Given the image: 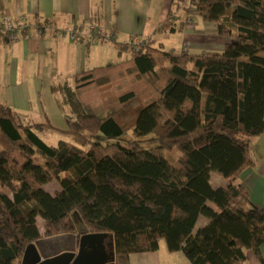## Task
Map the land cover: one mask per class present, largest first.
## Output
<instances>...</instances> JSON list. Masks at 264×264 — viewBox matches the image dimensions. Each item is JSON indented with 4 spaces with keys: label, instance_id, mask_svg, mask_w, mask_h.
Segmentation results:
<instances>
[{
    "label": "trees",
    "instance_id": "16d2710c",
    "mask_svg": "<svg viewBox=\"0 0 264 264\" xmlns=\"http://www.w3.org/2000/svg\"><path fill=\"white\" fill-rule=\"evenodd\" d=\"M188 3L228 41L223 51L115 43L119 61L51 86L70 141L48 146L36 133L52 126L22 125L0 103V264H19L42 238L76 235L75 212L89 233L111 236L112 264L161 241L190 264H246L248 251L261 260L264 209L233 181L254 167L249 142L264 134V0ZM147 137L177 150V166L141 149ZM211 173L227 185L214 188Z\"/></svg>",
    "mask_w": 264,
    "mask_h": 264
},
{
    "label": "crops",
    "instance_id": "0c3cea01",
    "mask_svg": "<svg viewBox=\"0 0 264 264\" xmlns=\"http://www.w3.org/2000/svg\"><path fill=\"white\" fill-rule=\"evenodd\" d=\"M0 14L21 15L32 24L26 39L12 46L0 43V103L10 108L22 125L52 126L54 131L44 129L36 134L41 139L50 132L56 137H52L55 144L70 141V137L63 133L67 131L64 114L56 105L59 95L52 93L51 86L71 83L78 73L119 61L115 43L148 40L176 55L220 53L228 43L217 35L214 25L201 21L188 0H0ZM167 20L175 30L182 26L181 31H160ZM35 26L78 27L82 35L76 42L54 39L49 30L39 36ZM91 27L103 32L96 41L89 32ZM249 145L255 165L233 183L246 190L254 206L264 209V134L250 140ZM210 183L214 188L227 185L216 173L210 174ZM206 224L200 217L196 230ZM105 254L112 258L109 249ZM260 255L261 260L248 251L246 264H264V243ZM129 264L190 263L182 253H168L160 242L154 253L130 255Z\"/></svg>",
    "mask_w": 264,
    "mask_h": 264
},
{
    "label": "water",
    "instance_id": "95a60500",
    "mask_svg": "<svg viewBox=\"0 0 264 264\" xmlns=\"http://www.w3.org/2000/svg\"><path fill=\"white\" fill-rule=\"evenodd\" d=\"M76 235L42 238L29 245L23 254L21 264H107L103 249L106 234L88 232L77 212L71 215Z\"/></svg>",
    "mask_w": 264,
    "mask_h": 264
},
{
    "label": "built area",
    "instance_id": "2783aa9c",
    "mask_svg": "<svg viewBox=\"0 0 264 264\" xmlns=\"http://www.w3.org/2000/svg\"><path fill=\"white\" fill-rule=\"evenodd\" d=\"M35 27L39 36H44L45 32L49 30L52 38L65 39L71 42L78 41L82 35V29L78 27L72 29ZM30 28H32V24L24 16L18 15L10 17L0 14V43H5L8 46L15 45L28 37ZM89 30L90 34L93 36V41H96L97 38L103 35V32L98 28L91 27ZM108 38L112 40L113 36L108 35ZM139 43H141L139 39H134L132 42V44Z\"/></svg>",
    "mask_w": 264,
    "mask_h": 264
},
{
    "label": "rangeland",
    "instance_id": "374dc122",
    "mask_svg": "<svg viewBox=\"0 0 264 264\" xmlns=\"http://www.w3.org/2000/svg\"><path fill=\"white\" fill-rule=\"evenodd\" d=\"M214 28L216 29L215 26H214ZM216 33H217V29H216ZM133 40L134 39L130 40V42H133ZM52 137L56 138L55 135H52L50 132H48L47 134H43L42 135L41 140L45 144H47L48 146H55L56 144L53 142V141H55V139H52ZM124 140H126V141L133 140L130 131H128L126 133V135L124 136ZM140 142H141L140 143V146H141L140 148L141 149L152 150L154 154L158 155L159 157H162L163 159H165L168 162L172 163L173 165L177 166V159L179 157V152L177 150H175V149L174 150H170V151L158 150L157 149V143H155L153 141L152 137H147V138L143 139ZM105 144H107V143H104V145ZM45 190L49 194L54 195L56 192H58L60 190V188H59V186H58V184L56 182H52V183H50V184L45 186ZM37 225H38V228L40 230V233L43 235L44 234L43 222H42V220L39 217L37 218ZM109 243H110V248H109ZM161 243L165 244L164 241H161ZM108 249L110 251V254L113 256V243L110 240V238H108L106 240L105 250L108 251ZM13 264H17V263H13Z\"/></svg>",
    "mask_w": 264,
    "mask_h": 264
},
{
    "label": "flooded vegetation",
    "instance_id": "af4514ba",
    "mask_svg": "<svg viewBox=\"0 0 264 264\" xmlns=\"http://www.w3.org/2000/svg\"><path fill=\"white\" fill-rule=\"evenodd\" d=\"M105 246H106V243H104V244H103V249H104V252H106V250H105Z\"/></svg>",
    "mask_w": 264,
    "mask_h": 264
}]
</instances>
